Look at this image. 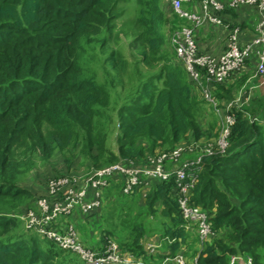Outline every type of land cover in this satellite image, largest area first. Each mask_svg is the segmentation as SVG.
Wrapping results in <instances>:
<instances>
[{
    "label": "trees",
    "instance_id": "obj_1",
    "mask_svg": "<svg viewBox=\"0 0 264 264\" xmlns=\"http://www.w3.org/2000/svg\"><path fill=\"white\" fill-rule=\"evenodd\" d=\"M119 1L0 0V264H85L71 251L42 247L41 236L25 231L16 216L36 200L19 177L37 161L57 151L67 160L82 155L89 169L142 161L161 147L195 143L206 133L197 119L200 88L161 32L167 27L171 34L177 15L166 3L161 8L159 0H135L140 8L132 45L140 50L127 76L131 86H122L130 59L111 45ZM96 43L97 52L88 53ZM141 63L148 68L144 74ZM86 67L94 76L83 75ZM233 83L211 86L221 108L233 98ZM248 108L231 110L227 146L202 156L189 189L188 203L206 213L213 234L200 243L196 233L193 245L200 241L201 247L192 250L194 264H226L231 256L264 264V114ZM142 202L147 215L160 216L157 232L165 246L158 258L173 259L170 254L184 249L190 232L174 177L155 181ZM126 230L120 251L145 261L138 241L144 235L138 233L147 229L133 222ZM113 235L111 228L102 230L101 244L90 247L102 250ZM166 257L146 264H163Z\"/></svg>",
    "mask_w": 264,
    "mask_h": 264
},
{
    "label": "built area",
    "instance_id": "obj_2",
    "mask_svg": "<svg viewBox=\"0 0 264 264\" xmlns=\"http://www.w3.org/2000/svg\"><path fill=\"white\" fill-rule=\"evenodd\" d=\"M198 13L183 8L184 3L191 0H172L174 12L182 18L191 21L195 26L203 21L224 25L220 16L215 12L225 8H236L239 5H254L262 12L258 31L251 40L245 44L239 41V26L230 27L226 49L219 56H212L198 51L194 37L193 26H182L172 32L170 42L177 57L183 62L189 76L198 84L202 98L207 101L218 115L221 133L215 144L210 142L200 147L199 154L193 158H182L185 147L176 146L171 150L161 151L154 155H147L142 161L122 159L113 164L93 169L86 176L76 178L59 176L49 182L51 199L41 197L37 201L40 216H33L28 209L21 216L26 219V226L33 229L40 236L55 241L61 249L70 250L79 255L85 264H137L121 257L120 246L108 239L102 250L93 249L83 244L76 235L73 224L68 223L66 229L60 232L57 223L63 217H68L78 208L85 215L92 214L101 209L103 205L102 190L109 187L111 181L120 179L123 194H130L136 188L152 179L166 180L174 177L177 185L178 203L182 217L187 221H196L198 236L204 240L212 234L207 215L197 206L188 203L189 189L196 179L197 171L204 154H213L224 151L228 144L230 126L235 117L231 112L233 108L242 109L248 104L251 96V87L242 88L236 96L224 103L221 108L212 94V84L228 80L235 72H239L245 64L256 58L255 75L264 74V0H199ZM251 120H258L253 117ZM264 123V117L259 120ZM188 148V147H187ZM191 149V148H190ZM35 201V202H36ZM58 217H61L58 219ZM181 260V256L173 257ZM238 256H231L230 263L235 262ZM166 257L165 260H169ZM244 262L252 264L251 258Z\"/></svg>",
    "mask_w": 264,
    "mask_h": 264
},
{
    "label": "rangeland",
    "instance_id": "obj_3",
    "mask_svg": "<svg viewBox=\"0 0 264 264\" xmlns=\"http://www.w3.org/2000/svg\"><path fill=\"white\" fill-rule=\"evenodd\" d=\"M171 1L172 0H159L158 2L160 5L163 3L165 5V3H166V5L172 7ZM139 8H140V4H138L135 0H121V1H119L117 3V6H116L117 17L115 18L114 24H113V35H112L113 36L112 37L113 43L111 45H114V48L122 49L124 51V53L130 59V65L128 68L129 70L127 69L128 71H127L126 75L124 77H122V80H123L122 86H124V88L126 90L129 89L131 86V82H130V80H127V76L131 75V71L134 69L133 68L134 65H133L132 61H136V59L138 58L137 53L140 50L139 44L137 45V47H134L135 45H132V40L138 32V28H137L135 21H136V17L138 16ZM161 8H163V5H161ZM172 10H173V7H172ZM164 18H166V15ZM179 27H182V26L177 25L176 21H174L173 26L171 27L170 33L172 34V32L179 29ZM161 32L167 38L166 39L168 41L167 46L169 48L172 47L171 42H170L171 34L166 35L167 34L166 33L167 27L164 28V30H162ZM91 46L92 47L88 53L97 52V48H98L97 43H96V45H91ZM88 53L85 55V57L89 58L90 55ZM138 66H139V68L143 74L147 72L148 68L144 64L141 63ZM83 75L86 77L94 76L93 74H90L88 67H86L84 69ZM96 75H98V73H96ZM97 79L100 81H103L102 77L97 78ZM119 87L120 86H118V88ZM237 88H238V85L236 86L233 97L236 96L237 93H239V90ZM125 93H126V91H125ZM125 93H123V94H125ZM123 94H121V95H123ZM200 106H202V109L205 107L207 113L210 114L211 116L215 115L213 108L210 106V104L207 101L202 100L199 103V105L197 107L198 112H199V108H201ZM214 118H215V116H213L211 118V120H214ZM217 119H218V117H217ZM217 122H218L219 133H221L220 120L218 119ZM115 128H116V126H115ZM115 128H113V129L111 128L110 132L112 131V134H113V131ZM120 130H122V128ZM218 136H219V134H218ZM208 142H206V141L202 142V143H197V142L194 143L193 141L180 142L176 146L185 147L184 151H182V154H181L182 158H185V157L193 158L195 155L197 156V154H199V152H200V150H199L200 147L199 148L196 147L195 144H198V146H203L204 144H206ZM159 151L160 152L162 151V147ZM62 154H63L62 152L57 151L53 155H51V157H49V159H47L45 161H37L32 168L28 169L25 173H23L19 177L20 184H23V185H26L27 187H29L32 190V192L35 194L37 200L41 197H45L48 199L52 198V195L49 193V188H48L49 182L52 180H55L57 177L69 176V177L80 178V177L86 176L88 174V172L92 171L93 169H96V168L89 169V168H87V165L86 166L80 165V164H82L81 161L84 160L82 155L81 156L73 155V156H71L70 160H67V159H65V157ZM115 162L116 161L110 163V165L115 163ZM88 164H89V162H88ZM107 165H109V163L103 164L101 167L107 166ZM97 168H100V167H97ZM114 183H115V181H111L109 188H111V187L114 188L115 187V186H113ZM107 188L108 187H105L102 190L104 201H103V205H102L101 209H99L96 213L88 214V215L83 214L81 212V210H80L81 213L78 212L79 214H77V215H79L80 218L82 219V221L85 222V223L82 222L81 225L82 226L85 225L86 228H88V231L91 230L92 237L94 235L99 236V234L102 232V230L111 228L112 231L114 232V234L116 235V236L113 235L112 239L118 243V240H121V238H123L125 236V234H127L126 229L133 222H141L145 226V228L147 229L145 232H142L141 234L138 233L139 236L140 235L142 236V234L144 235V236L140 237L139 238L140 240H138V241L142 246L143 252L146 254V257L144 259L145 261L142 260L143 256L137 258L136 257L137 255L132 254V252H130V251L127 253H123L120 251L121 257L128 259L129 262L134 260L137 262H141V264H146V261H148L147 260L148 258H149V260H155L158 262L161 261L166 256H162L161 258H158L159 253H160L159 251H161L165 246V242L161 239V237L159 236V233L157 232V230L160 229L159 224H158V219L160 218V216H158L159 214L156 217L152 216V215H147L146 212H144L145 209L143 207L142 200L140 201L139 199L138 200L134 199L132 194L130 196H123V195L117 196L118 193H115L111 190L112 195L115 197L111 198L109 200L107 198L105 200L104 195H105ZM121 193H122V190H121ZM35 201L31 205V207H29L27 209L32 212L33 216H40V208L37 205V201L36 202ZM112 203L114 205H113L112 210H111L112 211V213H111L112 216H111V215H107V213L109 212V209H110V206ZM2 206L7 207L8 204L6 203L5 205H2ZM27 209H25V206L19 207L18 210H20V211L19 212L17 211L16 216L21 220L22 225L25 228V231H27V232L30 231V233H32V232H34V231H32L33 229L28 228L26 226V224H27L26 219L21 218V216L27 212L26 211ZM75 215H76V213L75 214L73 213L72 215H70L68 217H63L62 219H60L61 217H58V219H60V220L56 225L57 229L60 232H63V230L66 229L67 224L71 223V224H73V226L76 229V235L81 239V241L84 244L89 245V246H95V247L99 246L101 244L100 242H97V241L90 242L89 240L84 239V237L82 236V233H81V225H79V222L77 223L75 221V218L73 217ZM118 215H119V218H118ZM71 217H73L74 220H71ZM196 224H197L196 221H189L188 222V228L190 230L188 241H187L186 245L183 247L184 249L176 254L177 256H181V260L179 261V260L173 258L171 260L164 261L163 264H194V261H196L197 255L196 256L193 255V251L195 249L201 247L200 243L205 242V241H202V239H201V242L199 241L200 243L198 242L197 245H193V243H194L193 241L195 240L196 233H198ZM148 231H150V232H148ZM209 237L212 238L213 234L209 235ZM44 238H46V237L41 236V238H40V240L44 243L42 245V247L47 248L46 245L49 244V245L54 246L56 249H57V247L60 248V246L55 241L46 238V239L52 241L56 246L52 242L48 243L47 241H44V240H46ZM129 242L131 243L132 241H129ZM62 250H65V249H62ZM67 251H70V250H67ZM73 253H75V252H73ZM75 254H77V253H75ZM176 255L170 254V256H173V257H175ZM243 259H244L243 257L238 256V258L236 259V261L234 263L233 262L230 263V260H229L226 264H247L246 262H244L245 260H243ZM137 264H139V263H137Z\"/></svg>",
    "mask_w": 264,
    "mask_h": 264
},
{
    "label": "crops",
    "instance_id": "obj_4",
    "mask_svg": "<svg viewBox=\"0 0 264 264\" xmlns=\"http://www.w3.org/2000/svg\"><path fill=\"white\" fill-rule=\"evenodd\" d=\"M183 8L190 12L198 13L200 10V1L191 0V2L189 3H184ZM227 9H229V7ZM231 9L232 12H224L222 10L215 12L218 16L222 18L224 25L215 24L206 20L203 21L200 25L195 26L191 21L179 17L177 15H175L174 20L179 26H193V37L199 52L206 53L212 56H219L226 49L227 38L230 31V27L234 26L237 23L236 25H238L240 29L239 32L240 44H245L249 42L251 38L257 34L258 24L262 18L261 17L262 12L258 9V7L254 5L252 6L239 5L236 8H231ZM255 70H256V58L254 57V59L249 60L245 64V67L242 70H240L239 72H235L228 79L231 83L234 82L236 84L235 88L233 89V92H235L237 85H238L237 89L239 91L246 86L251 87V96L247 104V107H249L247 112L252 115L254 114L257 115L261 113L264 114V74L257 76L255 75ZM200 107H201L199 108L200 113L198 112L197 119L200 122L202 129L206 130V133L197 141V143L209 141L210 143L215 144L217 141V136L219 134V128L217 122L218 115L214 111L215 115L213 116H215V118L214 120H211L213 116L207 113L205 107L203 109L202 106ZM114 181L115 183L113 186L115 187L107 188L104 195L105 200L107 198L109 200L115 197L112 195L111 190L118 194L121 193L122 183L120 179H115ZM154 183L155 180L152 179L148 180L147 183L141 185L138 188V192L135 193L133 198L136 200L139 199L140 201L143 200L144 196L148 191H150ZM111 210L112 207H110L107 215H110V213H112ZM78 212L81 213L80 210L76 208L74 210V214L76 213V215L73 217L75 218V221L77 223L79 222V225H81L83 221L80 218V216L77 215L79 214ZM73 217H71V220H74ZM81 233L84 239H87L90 242H95V241L99 242L101 239L100 234L99 236L94 235L92 237L91 230L88 231V228H86L85 225L84 226L81 225Z\"/></svg>",
    "mask_w": 264,
    "mask_h": 264
},
{
    "label": "clouds",
    "instance_id": "obj_5",
    "mask_svg": "<svg viewBox=\"0 0 264 264\" xmlns=\"http://www.w3.org/2000/svg\"><path fill=\"white\" fill-rule=\"evenodd\" d=\"M231 258V257H230ZM244 260V259H243Z\"/></svg>",
    "mask_w": 264,
    "mask_h": 264
}]
</instances>
